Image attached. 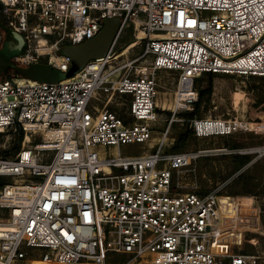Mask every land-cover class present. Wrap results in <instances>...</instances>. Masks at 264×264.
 <instances>
[{"label":"built area","instance_id":"2783aa9c","mask_svg":"<svg viewBox=\"0 0 264 264\" xmlns=\"http://www.w3.org/2000/svg\"><path fill=\"white\" fill-rule=\"evenodd\" d=\"M7 27L26 43L14 63L48 60L61 73L64 44L94 39L119 19L104 58L57 83L0 76V264L37 255L44 264H107L129 255L152 264H258L257 256L216 251L236 218L232 197L181 193L176 178L192 160L225 147L169 151L174 123L198 102L204 74L264 77V0H0ZM142 57L119 61L128 27ZM175 75L174 106H160L159 74ZM114 99L124 114L107 107ZM104 103V107L94 105ZM181 117V118H180ZM199 140L242 127L219 118L190 120ZM24 147L10 152L12 133ZM159 142L126 156L123 145ZM6 137L5 143L2 140ZM114 148V154L100 149ZM8 149V150H7ZM7 150V151H6ZM264 162V145L238 150Z\"/></svg>","mask_w":264,"mask_h":264},{"label":"rangeland","instance_id":"374dc122","mask_svg":"<svg viewBox=\"0 0 264 264\" xmlns=\"http://www.w3.org/2000/svg\"><path fill=\"white\" fill-rule=\"evenodd\" d=\"M112 20L106 19L103 25ZM0 22L8 25L4 10L0 7ZM5 40V42H4ZM4 42V44H3ZM16 41L0 27V76L4 79L26 78L32 81H43L49 69L48 60L21 66L14 63L9 54ZM3 44V46H2ZM81 45L64 44L60 47L58 56H72ZM118 47L124 51L119 58L121 63L142 57L144 45L133 37L132 27L125 29ZM175 75L159 74L162 86L159 95L160 106H164L165 116L172 110ZM198 102L194 109L182 116L183 121L174 123L168 136L167 148L178 151L196 152L199 149L222 148L229 152H206L203 156L192 160L188 168L177 175L181 193L195 192L206 196L219 189L220 195L232 197L236 206V218L233 225L225 229L216 251L225 254H245L257 256L258 264H264V162L258 161L253 165L254 158L250 154L235 152L264 145V77H239L236 75H207L197 79ZM202 93H205L201 100ZM123 102L114 99L107 107L109 110L124 114L126 106L117 105ZM106 100L101 103L93 101L94 105L104 107ZM191 114V115H190ZM219 118L237 120L241 128L235 134L226 138L197 139L190 127V120L195 118ZM181 118V117H180ZM9 145L10 152H17L24 147V133H12ZM158 138V135L155 136ZM6 137L2 140L5 143ZM152 144H128L120 148L126 156L147 153ZM7 149V150H8ZM6 150V151H7ZM102 154H114V148L100 149ZM0 153H5L0 149ZM19 264H44L37 255ZM82 264H93L85 262ZM107 264H152L147 259L135 260L129 255L112 256Z\"/></svg>","mask_w":264,"mask_h":264},{"label":"water","instance_id":"95a60500","mask_svg":"<svg viewBox=\"0 0 264 264\" xmlns=\"http://www.w3.org/2000/svg\"><path fill=\"white\" fill-rule=\"evenodd\" d=\"M0 27L16 41L9 54L10 58L18 56L26 46L23 37L9 29L1 22ZM119 27L120 20H112L108 25L104 26L102 31L94 39L82 44L72 56H64L70 58L71 60V67L67 73H61L56 68L48 64L49 69L45 73L43 81L41 82L57 83L73 78L90 61L104 58L117 35Z\"/></svg>","mask_w":264,"mask_h":264},{"label":"bare ground","instance_id":"6f19581e","mask_svg":"<svg viewBox=\"0 0 264 264\" xmlns=\"http://www.w3.org/2000/svg\"><path fill=\"white\" fill-rule=\"evenodd\" d=\"M173 106H174V100H173V103H172V109H173ZM154 142V146L159 142V138H154L149 144H152Z\"/></svg>","mask_w":264,"mask_h":264},{"label":"crops","instance_id":"0c3cea01","mask_svg":"<svg viewBox=\"0 0 264 264\" xmlns=\"http://www.w3.org/2000/svg\"><path fill=\"white\" fill-rule=\"evenodd\" d=\"M157 135H158V138H159L160 135H159V134H157ZM155 136H156V134H155ZM155 136H154V138H155ZM224 138L227 139L228 137H224ZM148 146H149V144H148ZM155 146H156V145H155ZM155 146H153V147H152L151 149H149V151H147V152H152L153 149L155 148ZM169 151H176V150H171V149H170Z\"/></svg>","mask_w":264,"mask_h":264},{"label":"trees","instance_id":"16d2710c","mask_svg":"<svg viewBox=\"0 0 264 264\" xmlns=\"http://www.w3.org/2000/svg\"><path fill=\"white\" fill-rule=\"evenodd\" d=\"M207 75H216V74H207ZM204 95H205V93H202V95H201V100L204 98ZM191 115V114H190ZM176 151H178V150H176Z\"/></svg>","mask_w":264,"mask_h":264},{"label":"flooded vegetation","instance_id":"af4514ba","mask_svg":"<svg viewBox=\"0 0 264 264\" xmlns=\"http://www.w3.org/2000/svg\"><path fill=\"white\" fill-rule=\"evenodd\" d=\"M4 42H5V40H4ZM4 42H3V44H4ZM3 44H2V46H3Z\"/></svg>","mask_w":264,"mask_h":264}]
</instances>
